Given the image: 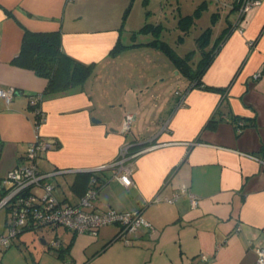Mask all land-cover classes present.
I'll use <instances>...</instances> for the list:
<instances>
[{
    "label": "crops",
    "instance_id": "obj_1",
    "mask_svg": "<svg viewBox=\"0 0 264 264\" xmlns=\"http://www.w3.org/2000/svg\"><path fill=\"white\" fill-rule=\"evenodd\" d=\"M129 3L0 0V87L16 89L9 103L0 98V180L24 162L36 132L57 141L40 155L38 166L55 172L49 182L62 202L76 203L89 180L82 171L62 170L106 164L124 143L151 147L136 158L135 186H123L112 169L97 172L93 202L100 210L140 211L151 230L130 234L129 244L114 239L115 224L86 242L71 231L66 244L60 239L59 258L73 264H256L255 248L264 247V0L243 15L241 32L235 0L228 11L214 12L212 45L220 42L201 81L218 91L188 89L190 81L155 44L162 39L154 31H141L138 41L144 24H159L143 11L134 21L131 5L124 18ZM141 3L147 8L149 0ZM24 29L59 30L62 50L91 65L83 83L45 92L47 78L12 62ZM177 92L184 93L182 106ZM32 94L40 95L45 115L37 130ZM127 113L133 121L123 133ZM212 116L221 118L217 127L204 128ZM233 116L247 123L239 135ZM182 185L198 197L197 206L186 194L172 203L163 200ZM156 196L161 201L153 202ZM23 232L15 237L20 240ZM22 245L27 242L0 245V264H61L55 253L27 256Z\"/></svg>",
    "mask_w": 264,
    "mask_h": 264
},
{
    "label": "built area",
    "instance_id": "obj_2",
    "mask_svg": "<svg viewBox=\"0 0 264 264\" xmlns=\"http://www.w3.org/2000/svg\"><path fill=\"white\" fill-rule=\"evenodd\" d=\"M261 0H237L238 18L236 27L242 31L241 22L243 15L253 7L259 5ZM240 25V26H239ZM239 26V27H238ZM15 87H0V98L9 103L14 94ZM178 94V106L183 105L184 93ZM41 97L37 94L30 96V103L35 107L36 130L44 122L45 115L40 109ZM133 115L127 113L122 120L121 132L125 133L130 129ZM56 139L47 138L36 132L35 138L27 147L24 162L18 164L7 175L0 180V208H5L11 216V221L7 225V233L0 234V245L9 246L12 238L26 230H39L41 228L58 226L72 231L73 233L95 234L101 227L115 224L118 232L116 238L129 244L130 234L140 228L151 230L150 223L142 216L140 211H120L112 207L100 210L94 208V200L98 193V183L95 174L104 169H112L113 175L125 186H135L133 173L136 168V158L141 153L151 147L132 149L133 143H124L120 146L116 157L106 163L92 169H66L62 171H82L90 172L88 186L76 203L62 202L53 194V185L49 182V177L55 172H41L38 166L40 155L50 149L56 143ZM254 157V156H253ZM255 159H258L254 157ZM264 164V161H261ZM39 188L40 192L35 189ZM181 194L189 197L192 207L197 206L198 197L185 185L172 193L170 197H164V201L169 203ZM153 202L161 201L158 196L152 199ZM62 244L57 237L48 243L51 249H57ZM256 264H264V247L255 248ZM203 261L207 258L200 256ZM64 264H73L71 260H65Z\"/></svg>",
    "mask_w": 264,
    "mask_h": 264
},
{
    "label": "trees",
    "instance_id": "obj_3",
    "mask_svg": "<svg viewBox=\"0 0 264 264\" xmlns=\"http://www.w3.org/2000/svg\"><path fill=\"white\" fill-rule=\"evenodd\" d=\"M132 0L124 11L123 17L127 14ZM235 6L239 7L237 0ZM199 10H197L198 12ZM196 11L193 14L185 15L179 18L181 28L187 31L188 24L192 23L198 15ZM10 14V13H9ZM195 15V17H194ZM160 25H152L146 23L142 26L140 31L152 30ZM230 25L223 30H229ZM155 32V31H154ZM156 35L159 33L155 32ZM211 28L207 27L197 38L196 42L201 50V59L197 64L195 70L192 69L190 60L191 52L185 56H178L172 48L164 41L155 42V44L167 53L176 68L190 81L189 88H202L209 91H218L219 88L207 86L201 81V77L205 69L209 66L215 53L218 50L220 39L218 38L209 50H205L210 44ZM116 51V47L112 49V53ZM12 62L17 65L33 69L37 74L47 78V85L45 92H64L69 89L80 86L86 76L90 72L91 65L82 63L62 50L61 46V32L56 31H32L29 29L23 30L21 47L17 55L13 58ZM233 123L235 125L236 135H239L243 128L247 125L242 119L233 116ZM221 118L215 116L210 117L204 128L215 129ZM91 173L83 172L82 178L89 179ZM96 178L98 176L95 174ZM89 181V180H88ZM88 186V184H87ZM99 187V185H98ZM116 238V235L114 239ZM117 239V238H116ZM107 245V244H105ZM104 245V246H105ZM68 249V246L67 248Z\"/></svg>",
    "mask_w": 264,
    "mask_h": 264
},
{
    "label": "rangeland",
    "instance_id": "obj_4",
    "mask_svg": "<svg viewBox=\"0 0 264 264\" xmlns=\"http://www.w3.org/2000/svg\"><path fill=\"white\" fill-rule=\"evenodd\" d=\"M231 1L232 0H149V5L147 8H145L141 3L142 0H133L131 4V15L134 21H138V17H140L141 11L146 13V15H149V22L160 25V28L159 26H157L154 31L159 33V38H161L162 41L167 42V44L175 51L176 54L183 56L184 54L191 52L190 63L192 69L195 70L197 68L198 62L202 57L201 50L199 49V46L196 42V38L207 27H210V44L206 47L205 50L210 49L213 41L215 40V34H213V32H215L216 30L217 21L213 18V14L214 12L218 11H228L227 5H229ZM197 10L199 11L197 12ZM195 11L198 13V15L196 17L194 15V21L188 24L187 31L184 32V29H182L180 26V24L182 23L179 22V18L181 16L184 17L185 15L193 14ZM142 35V32L138 31V41H142L144 37ZM181 77L187 80L186 77ZM62 186L65 190L68 189L64 183H62ZM10 221L11 216L9 212H7L5 209H2L0 211V231L5 229L4 231L6 234V225ZM23 233H26L23 238L18 240L17 237H15L12 238L11 241H17L19 245L22 244V241H26L27 245H22V249L25 251L27 256H35L36 254L38 256L39 250H41L42 253L48 255L55 253L53 257H58L57 259L60 261V263L64 264L63 260L58 256V249L51 250V248L48 247V243H50L51 240L57 236L59 239H62L64 244H66L70 236L72 235L71 231L58 226L52 229L49 227L39 230H26ZM76 236H78V238L83 242H86L88 238H93L91 237L93 235H89L86 233H78L76 234ZM43 240L46 242V244L43 243ZM43 262L47 263V261Z\"/></svg>",
    "mask_w": 264,
    "mask_h": 264
}]
</instances>
